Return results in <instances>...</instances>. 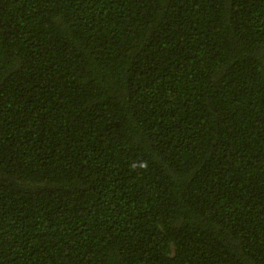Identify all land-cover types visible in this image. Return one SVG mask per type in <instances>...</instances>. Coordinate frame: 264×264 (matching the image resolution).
Returning a JSON list of instances; mask_svg holds the SVG:
<instances>
[{"label":"trees","instance_id":"obj_1","mask_svg":"<svg viewBox=\"0 0 264 264\" xmlns=\"http://www.w3.org/2000/svg\"><path fill=\"white\" fill-rule=\"evenodd\" d=\"M0 264H264V0H0Z\"/></svg>","mask_w":264,"mask_h":264}]
</instances>
